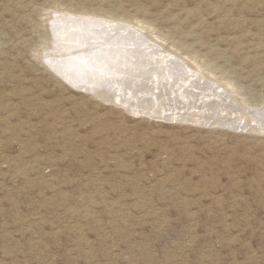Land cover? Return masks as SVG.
Here are the masks:
<instances>
[{
	"label": "rangeland",
	"instance_id": "374dc122",
	"mask_svg": "<svg viewBox=\"0 0 264 264\" xmlns=\"http://www.w3.org/2000/svg\"><path fill=\"white\" fill-rule=\"evenodd\" d=\"M0 264H264V0H0Z\"/></svg>",
	"mask_w": 264,
	"mask_h": 264
},
{
	"label": "bare ground",
	"instance_id": "6f19581e",
	"mask_svg": "<svg viewBox=\"0 0 264 264\" xmlns=\"http://www.w3.org/2000/svg\"><path fill=\"white\" fill-rule=\"evenodd\" d=\"M93 12H94V11H93ZM58 20H59V19H58ZM73 20H74V19H73ZM75 20H76V19H75ZM80 21H81V20H80ZM80 21H79L78 23H80ZM85 21H86V20H85ZM81 22H83V21H81ZM88 22H89V21H88ZM91 22H92V21H91ZM94 22H95V21H94ZM84 23H85V22H84ZM89 23H90V22H89ZM95 23H97V22H95ZM91 24H92V23H91ZM99 24H100V23H99ZM99 24H98V25H99ZM81 25H82V24H81ZM83 25H84V24H83ZM93 25H94V23H93ZM98 25H97V26H98ZM115 25H116V24H115ZM72 26H73V25H72ZM90 26H91V25H90ZM97 26H96V27H97ZM100 26H101V25H100ZM109 26H110V25H109ZM119 26H120V25H119ZM85 27H86V26H85ZM85 27H84V28H85ZM88 27H89V26H88ZM88 27H87V29H88ZM91 27H92V26H91ZM107 27H108V26H107ZM113 27H114V26H113ZM79 28H80V26H79ZM100 28H101V27H100ZM108 28H109V27H108ZM111 28H112V26L110 27V29H111ZM115 28H116V27H115ZM85 29H86V28H85ZM105 29H106V31H107V28H105ZM112 29H113V28H112ZM118 29H120V28H118ZM122 29H123V28H122ZM124 29H125V26H124ZM124 29H123V32H124V34H125V30H124ZM126 29H127V28H126ZM89 30H90V29H89ZM89 30H88V31H89ZM99 30H101V29H99ZM115 30H116V29H115ZM130 30H131V29H130ZM66 31H67V30H66ZM78 31H79V30H78ZM93 31L96 32L95 30H93ZM108 31H109V30H108ZM110 31H111V30H110ZM113 31H114V30H113ZM113 31H112V32H113ZM49 32H50V31H49ZM69 32H70V31H69ZM80 32H81V31H80ZM82 32H83V31H82ZM82 32H81V33H82ZM103 32H104V31H103ZM130 32H131V31H130ZM132 32H133V31H132ZM70 33H71V32H70ZM76 33H77V34H76ZM76 33L74 32L73 35L70 34L69 37L72 35L70 38L67 37L68 39H66V42L69 43L68 47H69L70 45H74V46H75L76 44H78V43H76V42H79V41H78L79 39L77 40V38H80V36H77V35H79L78 32H76ZM100 33H101V31H100ZM100 33L98 32L99 36L101 37L102 35H100ZM109 33H111V32H109ZM116 33H117V32H115V34H116ZM134 33H135V32H134ZM102 34H103V33H102ZM104 34H105V33H104ZM129 34H130V33H129ZM67 35H68V34H67ZM96 35H97V34H96ZM106 35H107V34H106ZM106 35H105L104 37H106ZM113 35H114V34H113ZM113 35H112V36H113ZM119 35H120V34H119ZM121 35H122V34H121ZM131 35H133V34L131 33ZM134 35H135V34H134ZM62 36H63V35H62ZM82 36H83V34H82ZM82 36H81V37H82ZM86 36H87V35H86ZM90 36H91V34H90ZM92 36H93V34H92ZM110 36H111V35H110ZM117 36H118V35H117ZM117 36H116V37H117ZM94 37H95V36H94ZM116 37H115V38H116ZM124 37H125V36H124ZM127 37H129V36H127ZM72 38H73V39H72ZM87 38H88V37H87ZM106 38H107V37H106ZM108 38H109V37H108ZM112 38H113V37H112ZM115 38H114V39H115ZM131 38H132V37H131ZM81 39H82V38H81ZM85 39H86V38H85ZM92 39H93V38H92ZM97 39H99V37H98V38H97V37L95 38V40H97ZM102 39H103V38H102ZM118 39H119V38H118ZM122 39H123V37H122ZM122 39H121V37H120V40H122ZM90 40H91V38H90ZM93 40H94V39H93ZM93 40H92V41H93ZM100 40H101V39H100ZM104 40H105V39H104ZM106 40H107V39H106ZM109 40H111V39L109 38ZM109 40H107V41H109ZM125 40H126V39H125ZM130 40H131V39H130ZM63 41H64V39H63ZM70 41H74L75 43H71ZM82 41H83V40H82ZM107 41H106V42H107ZM117 41H118V40H117ZM128 41H129V40H128ZM128 41H127V42H128ZM157 41H158V40H157ZM87 42H89V40H88ZM87 42H86V43H87ZM93 42L95 43V41H93ZM93 42H92V43H93ZM114 42H115V40H114ZM120 42H121V41H120ZM130 42H132V41H130ZM81 43H82V42H81V40H80L79 44H81ZM83 43H84V42H83ZM86 43H85V44H86ZM96 43H97V42H96ZM101 43H102V40H101ZM104 43H105V42H104ZM124 43H125V42H124ZM152 43H153V42H152ZM152 43H151V45L153 46ZM65 44H66V43H65ZM65 44H64V46H65ZM99 44H100V43H99ZM99 44H98V45H99ZM106 44H108V43H106ZM111 44H113V42H112ZM146 44H147V43H146ZM115 45H116V44H115ZM121 45L123 46V44H121ZM121 45H119V46H121ZM125 45H126V44H125ZM125 45H124V46H125ZM136 45H137V44H136ZM136 45H135V46H136ZM81 46H82V45H81ZM101 46H102V45H101ZM122 46H121V47H122ZM132 46H133V45H132ZM135 46H134V47H135ZM88 47H89V46H88ZM97 47H98V46H97ZM104 47H105V46H104ZM117 47H118V45H117ZM121 47H120V48H121ZM130 47H131V46H130ZM139 47H140V46H139ZM86 48H87V47H85V50H86ZM90 48H91V47H90ZM98 48H99V47H98ZM108 48H109V47H108ZM108 48H107V50H109ZM115 48H116V47H115ZM148 48H149V47H148ZM151 48H152V47H151ZM81 49H83V48H81ZM87 49H88V48H87ZM104 49H105V48H104ZM121 49H123V48H121ZM126 49H127V48H126ZM126 49H125V50H126ZM134 49H136V48H134ZM134 49H132V50H134ZM145 49H146V48H145ZM145 49H144V51H145ZM73 50H74V49H73ZM96 50H97V49H96ZM119 50H120V49H118V51H119ZM125 50H124V51H125ZM127 50H128V49H127ZM127 50H126V51H127ZM142 50H143V49H142ZM66 51H67V50H66ZM86 51H87V50H86ZM100 51H101V50H100ZM112 51H113V50H112ZM115 51H116V50H115ZM118 51H117V52H118ZM124 51H123V52H124ZM134 51H135V50H134ZM136 51H137V50H136ZM44 52H45V51H44ZM89 52H90V51H89ZM92 52H93V51H92ZM104 52H105V51H104ZM110 52H111V51H110ZM120 52H121V50H120ZM128 52H129V50H128ZM128 52H127V53H128ZM131 52H133V51H131ZM131 52H130V53H131ZM164 52H165V51H164ZM47 53H48V52H47ZM106 53H107V52H106ZM135 53H136V52H135ZM135 53H134V54H135ZM138 53H139V52H138ZM142 53H143V51H142ZM151 53H152V52H151ZM153 53H154V52H153ZM169 53H170V52H169ZM65 54H66V53H65ZM72 54H73V53H72ZM80 54H81V53H80ZM95 54H97V53H95ZM101 54H102V53H101ZM101 54H100V55H101ZM113 54H114V52H113ZM117 54L119 55L120 53H117ZM117 54H116V55H117ZM128 54H129V53H128ZM165 54H166V53H165ZM70 55H71V54H70ZM87 55H88V54H87ZM92 55H93V54H92ZM136 55H137V54H136ZM136 55H135V56H136ZM138 55H139V54H138ZM146 55H148V54H146ZM151 55H152V54H151ZM151 55H150V56H151ZM163 55H164V54H161V56H163ZM169 55L171 56V53H170ZM172 55H174V54H172ZM93 56H94V55H93ZM107 56H108V55H107ZM107 56H106V57H107ZM112 56H113V55H112ZM120 56H121V54H120ZM124 56H126V55H124ZM132 56H133V55H132ZM148 56H149V55H148ZM165 56H166V55H165ZM170 56H169V57H170ZM109 57H111V56H109ZM109 57H107V58H109ZM122 57H123V56H122ZM127 57H128V56H127ZM130 57H131V56H130ZM154 57H155V56H154ZM166 57H167V56H166ZM172 57H173V56H172ZM73 58H74V57H73ZM97 58H98V57H97ZM114 58H116V56H115ZM131 58H132V57H131ZM142 58H143V55H142ZM159 58H160V57H159ZM76 59H77V58H76ZM120 59L122 60V58H120ZM129 59H130V58H129ZM136 59H137V57H136ZM163 59H164V57H163ZM78 60H79V59H78ZM80 60H81V59H80ZM94 60H95V59H94ZM104 60H105V57H104ZM107 60H108V59H107ZM117 60H118V59H117ZM139 60H140V59H139ZM152 60H153V59H152ZM161 60H162V59H161ZM173 60H174V59H173ZM81 61H82V60H81ZM81 61H79V64H80ZM111 61H112V59H111ZM133 61H134V59H133ZM135 61H136V60H135ZM156 61H158V60H156ZM156 61H155V62H156ZM159 61H160V60H159ZM58 62H59V60H58ZM83 62H84V61H83ZM95 62H97V61H95ZM95 62H93V63H95ZM103 62H104V61H103ZM116 62H117V61H116ZM116 62H115V63H116ZM119 62H120V61H119ZM122 62H123V61H122ZM128 62H129V61H128ZM140 62H141V61H140ZM153 62H154V60H153ZM97 63H98V62H97ZM142 63H143V62H141V64H142ZM147 63H148V62H147ZM149 63H150V62H149ZM160 63H161V62H160ZM162 63L165 65V66L162 65V66H164L163 68L160 67V65H159V68H156V66H155V69L160 70V73H161V72H164V71H171L172 68L169 66V63L171 64L172 61H171L168 57L165 58V60H162ZM173 63H174V62H173ZM81 64H82V63H81ZM100 64H101V63H100ZM108 64H109V62H108ZM108 64H107V65H108ZM130 64H131V63H130ZM134 64H135V63H134ZM139 64H140V63H139ZM151 64H152V62H151ZM155 64H156V63H155ZM155 64H154V65H155ZM174 64H175V63H174ZM174 64H172V67H173ZM114 65H115V64H114ZM142 65H143V64H142ZM147 65H148V64H147ZM121 66H122V65H121ZM125 66H126V65H125ZM132 66H133V65H132ZM137 66H138V65H137ZM143 66H144V65H143ZM150 66H153V65H150ZM80 67H81V66H80ZM82 67H83V66H82ZM94 67H95V66H94ZM104 67H105V66H104ZM110 67H111V65H110ZM110 67H109V68H110ZM113 67H114V66H113ZM116 67H117V65H116ZM128 67H129V66H128ZM89 68H90V67H89ZM102 68H103V67H102ZM121 68H122V67H121ZM123 68H124V67H123ZM130 68H131V67H130ZM133 68H134V66H133ZM133 68H132V69H133ZM150 68H152V67H150ZM197 68H198V69H202L201 66H197ZM95 69H96V68H95ZM97 69H99V67H97ZM100 69H101V67H100ZM112 69H113V68H112ZM115 69H116V68H115ZM115 69H114V70H115ZM132 69H131V70H132ZM153 69H154V68H153ZM155 69H154L153 71H151V72L154 73V71H155V72L158 71V70L156 71ZM121 70H122V69H121ZM121 70H120V72H121ZM131 70H130V71H131ZM133 70H134V69H133ZM135 70H136V69H135ZM143 70H144V69H143ZM100 71H101V70H100ZM115 71H116V70H115ZM123 71H124V70H123ZM139 71H140V70H139ZM148 71H149V70H148ZM112 72H113V71H112ZM131 72H132V71H131ZM143 72H144V71H143ZM143 72H142V73H143ZM145 72H146V71H145ZM171 72H172V71H171ZM174 72H175V70H174ZM190 72L192 73V75L190 76V78L192 77V79L195 77V75L199 74L198 71L193 72V71L191 70V68H190ZM70 73H72V72H69L68 74H70ZM127 73H128V72H127ZM129 73H130V72H129ZM142 73H141V74H142ZM147 73H149V72H147ZM158 73H159V71H158ZM68 74H67V75H68ZM92 74H93V73H92ZM94 74H95V73H94ZM97 74H98V73H97ZM99 74H100V73H99ZM111 74H112V73H111ZM121 74H122V72H121ZM133 74H134V73H133ZM135 74H136V73H135ZM141 74H140V76H141ZM144 74H146V73H144ZM149 74H150V73H149ZM164 74H165V73H164ZM164 74H163V75H164ZM167 74H168V73H167ZM169 74H170V73H169ZM169 74H168V75H169ZM187 74H189V73H187ZM102 75H103V74H102ZM122 75H123V74H122ZM153 75H154V74H153ZM68 76H69V75H68ZM112 76H113V75H112ZM115 76H116V75H115ZM136 76H137V74H136ZM149 76H151V75H149ZM187 76L189 77V75H187ZM198 76H199V75H198ZM100 77H101V76H100ZM102 77H103V76H102ZM104 77H105V74H104ZM153 77H154V76H153ZM172 77H173V76H172ZM188 77H187V78H188ZM106 78L108 79V77H106ZM115 78H116V77L111 78V76H110V79H109V80L112 79V80L115 81V83H116V80H114ZM121 78H122V77H121ZM125 78H126V77H124L123 79H125ZM135 78H136V77H135ZM137 78H138V77H137ZM143 78H144V77H143ZM166 78H168V77H166ZM173 78H174V77H173ZM190 78H188V79L190 80ZM198 78H199V77H198ZM198 78H197V79H198ZM97 79H98V80H97ZM101 79H102V78H99V77H97V76L94 78V80H96V82H97V81L100 82ZM123 79H122V81H123ZM133 79H134V78H133ZM149 79H150V78H149ZM149 79H146V80H149ZM169 79H170V78H169ZM89 80H90V79H89ZM127 80H128V78H127ZM134 80H135V79H134ZM140 80H142V79H140ZM140 80H139V81H140ZM151 80H153V79H151ZM156 80L160 81L159 78H158V76L156 77ZM172 80H173V79H172ZM103 81H104V80L102 79L101 83H98V82H97L99 86H95V87H96L95 89H94V88H91V87L89 86L90 88H88L86 91H89L92 95H98L99 97H100V96H101V97H102V96H108V97H111L112 94H111V93H110L111 95L108 94V93H109V92H108L109 90H107L108 93L104 90V85H103L104 82H103ZM117 81H118V80H117ZM120 81H121V80H120ZM130 81H131V80H130ZM173 81H174V80H173ZM173 81H172V82H173ZM179 81H180V80H179ZM187 81H188V80H187ZM193 81H194V80H193ZM201 81H202V80H201ZM102 82H103V83H102ZM106 82H107V81H106ZM125 82H126V80H125ZM128 82H129V81H128ZM135 82H137V80H136ZM154 82H155V80H154ZM162 82H163V81H161V83H162ZM189 82H190V81H189ZM126 83H127V82H126ZM146 83H147V82H146ZM148 83H149V82H148ZM148 83H147V84H148ZM169 83H170V82H169ZM192 83H193V82H192ZM228 83H229V82H228ZM127 84H128V83H127ZM138 84H139V83H138ZM140 84H141V82H140ZM140 84H139V85H140ZM153 84H154V83H153ZM155 84H156L155 86H157L158 83L155 82ZM166 84H167V83H166ZM171 84H172V83H171ZM132 85H133V84H132ZM132 85H131V86H132ZM139 85H138V86H139ZM161 85H162V84H161ZM224 85H225V84H224ZM131 86H129L128 88L130 89ZM158 86H159V84H158ZM163 86H164V85H163ZM163 86H162V87H163ZM166 86H167V85H166ZM227 86H229V84H227ZM126 87H127V86H126ZM133 87H135V86H133ZM151 87H152V86H151ZM153 87H154V86H153ZM153 87H152V88H153ZM160 87H161V86H159V88H160ZM179 87H180V86H179ZM152 88H151V89H152ZM159 88L156 87L152 92L157 91L156 93H158V91H160ZM181 88H182V86H181ZM83 89H85V88H83ZM125 89H126V88H125ZM132 89H133V88H132ZM163 89H164V87H163ZM179 89H180V88H179ZM130 90H131V89H130ZM133 90H134V89H133ZM135 90H136V88H135ZM139 90H141V89H139ZM139 90H138V91H139ZM143 90H146V89H143ZM164 90H165V89H164ZM175 90H176V89H175ZM128 91H129V90H128ZM141 91H142V90H141ZM141 91H140V92H141ZM148 91H150V90H148ZM179 91L181 92V93H180L181 96H182V97L180 96L181 98H187V96H185V91H184V92L181 91V90H179ZM150 92H151V91H150ZM162 92H163V91H162ZM148 93H149V92H148ZM172 93H175V91L172 92ZM119 94H120V93H119ZM131 94H132V93H130V95H131ZM136 94H137V92H136ZM136 94H135V95H136ZM140 94H141V93H140ZM114 95H115V94H114ZM114 95H113V96H114ZM151 95H152V94H151ZM113 96H112L111 98H113ZM115 96H116V95H115ZM133 96H134V95H133ZM147 96H148V94H147ZM165 96H166V95H165ZM172 96H173V95H172ZM226 96H227V95H226ZM130 97H131V96H130ZM142 97H143V96H142ZM150 97H151V96H150ZM154 97H155V100H154L155 102L152 101L151 104L147 101L148 99L146 100V99H144V98H137V96H136V98H135V97H134V99H131V98H130V100H129V98H128V99L126 98L125 94H123V95H118V96L115 97V99H116V102H118V103L120 104V106H122L123 108L125 107V109H126V108H129L130 106H133V104H135V106H137L136 108H140V109L142 110V112H147V110H149V111L152 112V113L154 114V116H155V113L157 112L155 109L158 110V108L160 107L161 104H160V98L157 97V94L154 93V94H153V98H154ZM160 97H161V96H160ZM104 98H105V97H104ZM146 98H147V97H146ZM151 99H152V98H151ZM173 99H175V98H173ZM110 100H111V99H110ZM110 100H109V101H110ZM132 100H133V101L135 100V102H137V103L132 102ZM184 100H185V99H184ZM241 100H242V99H241ZM173 101H174V100H173ZM112 102H113V101H112ZM131 102H132L133 104H131ZM150 102H151V100H150ZM161 102H162V101H161ZM174 102H175V101H174ZM118 103H116V104H118ZM162 104H163V103H162ZM206 104H208V103H206ZM168 105H169V104H168ZM204 106H205V105H204ZM133 107H134V106H133ZM205 107H206V106H205ZM212 107H213V106H212ZM218 107H219V106H218ZM131 108H132V107H131ZM162 108H163V107H162ZM125 109H124V110H125ZM184 109H185V108H184ZM224 109H225V108H224ZM136 110H137V109H136ZM138 110H139V109H138ZM196 110H198V109H196ZM128 111H130V110H128ZM134 111H135V110H134ZM130 112H131V111H130ZM150 112H149V113H150ZM131 113H132V112H131ZM152 113H151V114H152ZM212 113H213V112H212ZM147 114H148V113H147ZM151 114H150V115H151ZM174 115H175V114H174ZM222 115H223V114H222ZM157 116H158V115H157ZM172 116H173V115H172ZM176 116H178V115H176ZM179 116H180V115H179ZM202 116H203V115H202ZM150 117H151V116H150ZM155 117H156V116H155ZM174 117H175V116H174ZM259 117H260V116H259ZM156 118H157V117H156ZM245 118H246V117H245ZM174 119H176V118H174ZM179 119H180V118H179ZM181 121H182V120H181ZM250 121H251V120H250ZM255 121H256V120H255ZM241 122H242V121H241ZM262 127H263V126H262ZM253 130H254V129H253ZM262 134H263V133H262Z\"/></svg>",
	"mask_w": 264,
	"mask_h": 264
}]
</instances>
